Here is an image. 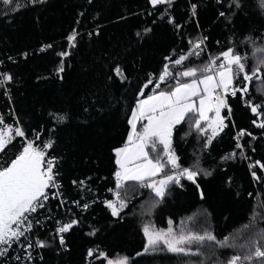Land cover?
Here are the masks:
<instances>
[{
    "label": "trees",
    "instance_id": "1",
    "mask_svg": "<svg viewBox=\"0 0 264 264\" xmlns=\"http://www.w3.org/2000/svg\"><path fill=\"white\" fill-rule=\"evenodd\" d=\"M214 1L173 0L170 6L155 8L149 0L0 3V74L13 77L0 88V116L25 133L15 137L4 152L17 150L23 140L42 148L51 141L46 150L56 158L64 195L81 205L63 218L64 223L79 221L65 233L66 250H59L56 239L45 234L47 247L42 258L29 264H106L107 259L116 257H127L128 264H226L230 256L250 250L221 248L206 241L198 256L170 253L162 244L145 252L143 228L171 227L176 234L207 231L217 241L229 237V242L238 246L256 239L264 230V171L256 165L257 161L264 164V128L256 126L264 121V108L260 115L253 114L245 102L264 104V66L259 78L249 82L243 98L238 93L227 100L231 108V113L223 111L224 117H229L224 121L227 127L210 143H205L210 135L194 126L197 113H188L174 126L172 148L181 166L210 173L201 172L196 178L199 187L185 179L183 187L171 185L161 199L150 188L139 186L140 182L126 181L118 190L126 203L120 215L112 216L104 203L116 199L104 193L115 190V150L127 143L129 119L141 89L144 94L140 99L154 94L166 63L172 77L156 91L175 86L176 73L207 64L205 55L189 53L190 40H198L199 33L205 35L213 56L233 48L246 58L249 74L264 58V53L255 51L264 48V9L258 0H240V8L231 0L222 4ZM17 3L19 10L13 11ZM219 12L226 15L219 16ZM169 18L175 23H169ZM73 30L78 33L76 46L69 47L66 37ZM61 51L70 54L63 58V71L58 73ZM181 55L186 57L182 64L171 63ZM115 65L123 69V79L113 75ZM149 79L153 83L149 84ZM179 79L186 82L189 78ZM243 84L240 75L234 86ZM11 113L17 122L12 121ZM60 115L66 117L63 122L56 119ZM201 124L206 127L205 122ZM241 130L251 134L239 139L243 157L235 137ZM158 149L159 158L166 160L163 148L158 145ZM233 152L234 158L224 159ZM156 156L150 152V158ZM250 165L256 166L250 169ZM252 171L262 179L255 180ZM85 203L87 209L83 208ZM90 249L94 252L91 257Z\"/></svg>",
    "mask_w": 264,
    "mask_h": 264
},
{
    "label": "snow or ice",
    "instance_id": "2",
    "mask_svg": "<svg viewBox=\"0 0 264 264\" xmlns=\"http://www.w3.org/2000/svg\"><path fill=\"white\" fill-rule=\"evenodd\" d=\"M15 0H0L5 6L12 5ZM33 3L36 0H32ZM221 4L223 0H218ZM149 3L155 8L159 5H171L173 0H149ZM231 3L240 8V0H231ZM259 7L264 9V0H258ZM20 4H16V8L13 11L19 10ZM193 15H195L196 5H192ZM225 12H221L220 16L224 17ZM169 23H175L174 19L169 18ZM179 28L180 26L177 25ZM146 31H149L146 29ZM78 33L73 32L66 37L69 47L76 46V38ZM139 36V33H137ZM207 37L196 41H189L190 49L189 53L199 56L203 51V46ZM47 47H51L48 45ZM45 49H41L44 51ZM257 53H264V48H256ZM70 53L68 51H61L58 56L61 57V66L57 69L60 73L63 71V58L67 57ZM26 55V54H25ZM166 60L169 58H165ZM186 59L184 55H181L178 59L172 60L171 63L180 65ZM262 66H264V58L260 60V63L249 74L246 71V58L237 54L233 48L220 53L218 57H211L209 62L201 68H187L183 72L176 73L173 77L176 79V84L170 87L167 91H156L159 89L162 83H165L168 78L172 77V72L169 68V64L164 65V69L160 74L158 80L155 82L154 94L148 95L146 99H140L142 96L143 88L138 94L137 105L132 110V116L129 119V124L132 126V131L129 132L128 142L125 147L115 150L117 170L113 174L116 180L115 190L109 189L113 192L116 199L104 201L105 206L111 210L112 216H119L123 208L126 207L125 201L121 198L120 189L125 187L126 181L140 182L141 187L150 188L156 197L163 199L167 194V189L171 185L183 187L181 181L189 180L193 184H196V178L203 172L205 175L210 173L203 169L196 170L194 168L182 167L180 164V158L176 155L175 150L172 148V133L175 125L181 123L188 113H199V118L195 120V128L202 134L207 135L206 129L202 126L201 121L209 120L207 113L214 112V120H210L208 127L211 129V135L207 136L206 145L211 140L223 131L227 125L225 120L229 117H223L220 115L222 109H228L231 113V108L228 105L226 97L229 95V89H231L230 95L236 96L238 93L243 98L249 91L248 84L253 77L259 78ZM112 73L116 77L123 79L124 71L119 65H115L111 69ZM242 75L244 84L241 87L234 86V81L238 76ZM180 77L189 78L186 82H181ZM113 77L110 76L111 80ZM13 77L9 73L0 74V88L6 83H10ZM149 84L153 83L151 79ZM201 85L203 89L201 91ZM148 85H144L147 87ZM223 93V95H221ZM7 94V93H6ZM199 98V108L196 107L195 99ZM246 104L250 107L253 114L260 115L259 110L264 108V104H253L251 100H246ZM56 119L59 122H63L65 116H57ZM147 120L144 124L142 131H137L136 122L139 120ZM256 124V121H253ZM257 127L264 128V121L256 124ZM244 135H251L241 130L237 134L236 148L241 149L240 156H244L242 145L239 143L240 137ZM25 133L20 127H15L13 135V126L6 124L3 116H0V151H5L7 146L12 142L15 137H24ZM39 139V135L36 137ZM255 139V137H253ZM158 145H163V153L166 160L159 158ZM52 142L49 141L43 145V149L50 148ZM149 151H145V148ZM39 146L35 145L34 141L25 142L22 151L15 156L5 166L0 167V257L5 256L9 252V248L12 247L14 242H19L21 237L25 236V232L31 230V223H26L27 214L36 212L37 209L43 208L44 203L48 199L46 189L50 187L58 186L54 179V162L52 160L46 161L45 164V151ZM151 153H157L154 158H149ZM236 156L233 152L224 159H231ZM262 171H264V164L259 161L256 162ZM256 165H250V169ZM158 180L153 179L151 183L144 184L143 181L146 178L157 177ZM252 176L255 180H261L262 178L257 175L255 171H252ZM83 185L84 181H80ZM199 187L198 184H196ZM56 193V196H59ZM77 206L79 202H77ZM89 205L85 203L84 209H87ZM79 221L72 219L68 223H63L56 229L57 235L66 233L77 225ZM172 222L169 221V224ZM247 227V226H246ZM143 232L147 239L144 251L148 252L149 248H155L161 243L170 253L198 256L200 255L199 248L204 245L206 241L214 242L221 248L225 247H239L241 249H250L246 253H237L230 256L226 264H254V261H259L260 264H264V230L257 234V238L250 240L247 244L236 245L229 242V237H225L222 241H217L216 237L211 232H204L203 234H196L192 232L180 234L173 232V229L169 227L167 230L155 229L154 226L145 225ZM95 234L94 231L89 233ZM60 243L63 244V236H60ZM197 246V250L193 251L192 246ZM34 245L29 242L24 247L27 252L28 249ZM35 247L44 248L47 244L42 240H37ZM161 249V250H164ZM93 250H89L88 256H93ZM139 255V254H138ZM101 257L107 259L103 252L100 253ZM31 259L29 253L26 257ZM15 259L19 260L17 256ZM107 264H128L127 257H119L116 260L107 259Z\"/></svg>",
    "mask_w": 264,
    "mask_h": 264
},
{
    "label": "built area",
    "instance_id": "3",
    "mask_svg": "<svg viewBox=\"0 0 264 264\" xmlns=\"http://www.w3.org/2000/svg\"><path fill=\"white\" fill-rule=\"evenodd\" d=\"M215 4H220L218 0L214 1ZM219 12V16H220ZM200 36L198 38L202 39L203 37H206L205 35L199 33ZM200 55H205L207 59V63L209 62V59L211 57H218V55H211L208 47H207V39L205 40L204 46H203V51L200 53ZM231 89H229V95L226 97V99H231L235 98L236 96L230 95ZM4 93L6 94L7 97H9V92L7 89H4ZM223 95V93H221ZM12 121L17 122V118L14 113H11ZM6 123V121H5ZM237 137V135H235ZM25 140H23V144L19 146V148L13 152H1L0 154V167L7 165L10 163L12 159L15 158L16 155H18L21 151L22 148L25 144ZM38 146V145H36ZM40 147V146H39ZM43 149L42 147H40ZM45 151V164L42 166H46V161L47 160H52L54 162V179L55 183L58 186L55 187H50L49 189H46V193L48 195V199L46 201H43L44 207L37 209L36 212L29 213L27 214L28 219L26 223H31L32 228L30 231L25 232V236L20 238L19 242H14L12 244V247L9 248L8 254L5 256L0 257V264H29L33 260H37L42 258V251L43 248L35 247L36 241L42 240L43 241V235L45 234H50L53 236L56 241L57 245L59 247V250H66V246L60 243V236H63V240L65 241V233H62L60 235H57L56 229L59 227L61 224L64 223V217L69 215L72 211L74 210H79L80 206H77V202H72L70 201L63 192V184L59 179V174L57 170V161L56 158L51 156L46 149H43ZM125 183V182H124ZM140 186V183H139ZM56 193H59V196H56ZM105 196H110L114 197L113 192L111 191H106L104 193ZM98 200V199H97ZM31 242L34 246L26 252L24 250V247L27 245V243ZM31 254V259H27L26 257L28 254ZM19 256L20 259L17 260L15 257Z\"/></svg>",
    "mask_w": 264,
    "mask_h": 264
},
{
    "label": "rangeland",
    "instance_id": "4",
    "mask_svg": "<svg viewBox=\"0 0 264 264\" xmlns=\"http://www.w3.org/2000/svg\"><path fill=\"white\" fill-rule=\"evenodd\" d=\"M202 89H203V86L201 85V91H202ZM146 99V98H145ZM195 99V103H196V107L197 108H199V98H194ZM136 107V106H135ZM223 111H224V109H222L221 110V113H220V115L221 116H223L224 117V114H223ZM194 113H197L198 114V116H199V113L198 112H194ZM131 116H132V113H131ZM131 116H130V118H131ZM207 116H208V118H209V120H205V121H203V122H205V124H206V127H205V129H206V131H207V133L209 134V135H211V129L208 127V124H209V121L210 120H214V118H215V113L214 112H208L207 113ZM140 123V124H139ZM147 123V120L146 119H144V120H139V121H137L136 122V129H137V131H142V129H143V126H144V124H146ZM7 124V123H6ZM9 125H11V124H9ZM129 126H130V131H132V126L129 124ZM14 129L15 128H13V135H14ZM129 131V132H130ZM128 136H129V134H128ZM127 142H128V138H127ZM162 148H163V145H160ZM125 147V146H124ZM123 148V147H122ZM145 151H148V148L146 147L145 148ZM0 152H3V151H0ZM115 156H116V154H115ZM150 158V157H149ZM166 158V157H165ZM116 159H117V157H116ZM117 166V165H116ZM160 177L159 176H157V177H152V178H146L144 181L148 184V183H151V181L153 180V179H156V180H158ZM143 181V182H144ZM134 182H136V181H134ZM156 229V228H155ZM158 230V229H157ZM143 234H144V232H143ZM144 236H145V234H144ZM162 244V243H161ZM163 245V244H162ZM164 246V245H163ZM119 257H116V258H114V259H112V260H116V259H118ZM106 264H107V261H106Z\"/></svg>",
    "mask_w": 264,
    "mask_h": 264
},
{
    "label": "flooded vegetation",
    "instance_id": "5",
    "mask_svg": "<svg viewBox=\"0 0 264 264\" xmlns=\"http://www.w3.org/2000/svg\"><path fill=\"white\" fill-rule=\"evenodd\" d=\"M0 154H1V152H0Z\"/></svg>",
    "mask_w": 264,
    "mask_h": 264
},
{
    "label": "crops",
    "instance_id": "6",
    "mask_svg": "<svg viewBox=\"0 0 264 264\" xmlns=\"http://www.w3.org/2000/svg\"><path fill=\"white\" fill-rule=\"evenodd\" d=\"M140 124V123H139Z\"/></svg>",
    "mask_w": 264,
    "mask_h": 264
}]
</instances>
